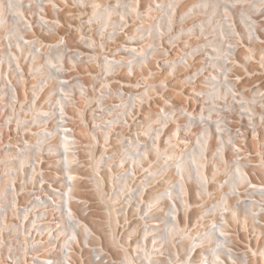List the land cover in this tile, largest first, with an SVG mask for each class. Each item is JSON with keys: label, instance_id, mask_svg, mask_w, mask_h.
Wrapping results in <instances>:
<instances>
[{"label": "rangeland", "instance_id": "rangeland-1", "mask_svg": "<svg viewBox=\"0 0 264 264\" xmlns=\"http://www.w3.org/2000/svg\"><path fill=\"white\" fill-rule=\"evenodd\" d=\"M224 212L264 264V0H0V264H206Z\"/></svg>", "mask_w": 264, "mask_h": 264}, {"label": "bare ground", "instance_id": "bare-ground-1", "mask_svg": "<svg viewBox=\"0 0 264 264\" xmlns=\"http://www.w3.org/2000/svg\"><path fill=\"white\" fill-rule=\"evenodd\" d=\"M118 64H122L123 62L119 61L117 62ZM179 115H186L187 118L189 119L190 122H199V123H203L204 125L206 124L205 122H207V119L205 120H198L200 119L199 117H197L196 115H194L193 113L186 111V113H179ZM207 128V127H205ZM178 129V128H177ZM179 130V129H178ZM63 133H64V137L65 140H63V143L65 145H67V142H69L68 140V133H67V129L63 128L62 129ZM199 138V137H198ZM197 138V139H198ZM211 142V139H209V143ZM219 148H221L219 146ZM67 156V155H66ZM67 164H69V160L68 157L66 159ZM186 165H188V163H186L185 161L182 162L180 164V168L184 169V167L186 168ZM68 178L71 179L66 180V189L63 193V197H62V204H61V212L63 214V216L65 217L66 221L68 222V224L72 227H74V224H76V220L74 218V213H73V202L75 201V199L73 198V196L71 195V186H76L74 183V179H73V175L68 171L67 172ZM174 187H178V183H175ZM67 188H69V190H67ZM177 195L174 193H170L169 194V198L172 200L173 198H176ZM174 203V202H173ZM226 212L224 213H220L218 214V220L216 223L211 224L206 230H204L203 232H201L198 237H197V242L196 244H193L189 250L185 251L187 252V256H190L192 254L193 250H197L199 247H202L203 243L205 241L209 242V241H214V245L211 246V248H207L205 247L203 249V254L204 256L202 257V263L206 262V264H210L207 260V256L208 254H211L213 256V262L214 264H216V260L219 259L220 261V257L222 256H230L231 258H233L235 255L233 254V252H231L229 249H227L226 247V240H227V228L230 227L229 224V220L230 217H228L227 215H225ZM261 217H264V214H261ZM77 246H81L80 244V240H77ZM194 254L191 255L190 258L193 257ZM64 264H66L64 262ZM228 264V263H225Z\"/></svg>", "mask_w": 264, "mask_h": 264}, {"label": "built area", "instance_id": "built-area-1", "mask_svg": "<svg viewBox=\"0 0 264 264\" xmlns=\"http://www.w3.org/2000/svg\"><path fill=\"white\" fill-rule=\"evenodd\" d=\"M68 252H69V250L67 251V255H66L64 261H65L66 264H72V263L69 261L68 255H69L70 252H69V253H68ZM108 261H109V260H106V259H104L103 257L100 258V262H102L101 264H103V263H105V262H108ZM54 263L56 264V261H53V260H52V263H51V264H54Z\"/></svg>", "mask_w": 264, "mask_h": 264}]
</instances>
